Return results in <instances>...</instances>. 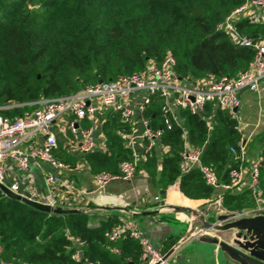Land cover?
Wrapping results in <instances>:
<instances>
[{"label":"trees","instance_id":"16d2710c","mask_svg":"<svg viewBox=\"0 0 264 264\" xmlns=\"http://www.w3.org/2000/svg\"><path fill=\"white\" fill-rule=\"evenodd\" d=\"M245 0H0V107L10 118L32 110L31 103L70 95L99 81L140 73L166 55L176 61L181 78L202 79L207 74L234 78L253 60L250 48L238 46L216 29ZM237 31L264 43V20L239 17ZM152 123L161 124L158 105L151 107ZM104 126L107 153L86 155L91 171L117 172L118 163L132 160L123 132L129 131L117 113L107 111ZM180 118L189 142L203 147L202 161L216 176L227 177L230 147L235 146L237 123L216 109L209 129L202 116L187 111ZM174 126L162 134L170 147L162 158L158 181L167 186L180 176L179 188L190 199L211 197L216 189L206 185L197 169L180 175L183 130ZM157 157L147 154L145 169L156 175ZM227 166V167H226ZM236 165H233L235 167ZM264 192V152L260 169ZM223 193L228 210L249 207L246 193ZM89 223L85 212L45 213L5 196L0 191L1 259L11 264H85L75 259L72 237L84 241L83 258L100 264H139L140 247L122 237L109 243L104 233L117 224ZM112 248H117L116 254Z\"/></svg>","mask_w":264,"mask_h":264},{"label":"built area","instance_id":"2783aa9c","mask_svg":"<svg viewBox=\"0 0 264 264\" xmlns=\"http://www.w3.org/2000/svg\"><path fill=\"white\" fill-rule=\"evenodd\" d=\"M239 17L249 18L252 22H261L264 18V0H245L244 4L233 10L220 22L216 29L224 31L233 43L250 48L253 51V60L250 67L240 72L234 78L226 76L217 78L207 74L202 79L181 78L176 72V61L172 55H166L160 63H149L144 71L121 75L113 81L99 82L87 85L73 94L56 99H42L29 105L21 116L10 118L1 114L6 108L19 106L9 103L0 107V183L7 186L12 192L26 196L28 199L57 208V201L48 193L41 196L34 184L29 182L26 194L20 193L18 184L8 183L6 180L7 167L11 163L15 170L22 174H31L32 166L46 164L58 170H70V165L55 157L58 150V139L54 125L62 121L69 131L72 140L77 144L80 155H87L96 148L94 129L81 125L82 121L93 122L104 111L117 113L123 123H138L140 130L130 135L128 147L134 141L144 145V153L150 154L161 140L162 134L179 126V112L187 111L193 115L202 116L207 106L227 112L232 119H236L239 107V93L242 91L259 90L264 83V43L241 35L235 28ZM159 107L161 124L153 126L151 107ZM232 162L235 167L229 166L228 182H220L212 166L202 161V149L184 148L180 153V175L197 169L206 185L218 190L232 191L246 184L254 206L235 214H264V192L260 184V169L263 157L247 165L246 143L239 140L230 147ZM137 171V160H124L118 163L117 172L100 171L92 175L95 189H103L114 180L130 181ZM50 182L55 178L49 176ZM155 201L159 198L155 197ZM222 197L202 201L201 206L217 214H228L222 208ZM204 234V233H203ZM127 236L135 240L141 250L139 261L141 264H176L171 258L164 259V255L156 250L145 239L135 224L129 220H122L113 225L104 233L109 243H115ZM75 248L74 258L81 259L85 264H100L83 258L82 247L84 241L72 237ZM116 254L117 248H112ZM0 264H11L1 259Z\"/></svg>","mask_w":264,"mask_h":264},{"label":"crops","instance_id":"0c3cea01","mask_svg":"<svg viewBox=\"0 0 264 264\" xmlns=\"http://www.w3.org/2000/svg\"><path fill=\"white\" fill-rule=\"evenodd\" d=\"M106 112L104 111L93 122L84 120L81 123L84 127L91 126L94 129L96 148L93 152L107 153L108 150L104 131L106 121L109 120ZM215 112L216 108L207 106L202 115L209 129L212 126ZM234 120L237 123V142L242 140L246 143L247 165H249L259 156L263 157L264 152V83L260 85L259 90L256 92L245 90L239 94V107ZM152 124L153 126H158L157 123ZM127 126L130 130L121 134L126 147L129 145L130 135H134L140 130V126L136 122L131 125L127 124ZM179 127L184 129L180 112ZM54 130L58 139V150L55 153V157L70 165L71 169L58 170L41 163L32 166L31 174H22L17 172L11 163H5L7 167L6 181L18 184L20 193L26 194L30 188L28 183L35 179L34 184L41 196L50 193L57 201L58 208L87 213L88 216L96 219L94 223H91L93 225L99 226L101 222L106 220H113L115 223L129 220L135 224L141 235L163 255L186 232V229H176L173 222L179 221V219L186 221L187 218L179 214L177 216L179 219L176 218L173 221L165 213L128 216L124 215V210L139 213L163 205L197 209L201 207L202 201L213 199L219 195L222 197L221 205L226 213L241 212L253 207H246L241 211L226 209L223 204V193L218 189L214 190L211 197L190 199L180 191V176L176 177L170 185L165 186L160 183L157 173L161 169L162 158L170 152V147L167 144H163L161 140L154 150L157 157V164L154 170L156 175L153 176L145 169L147 155L144 153L143 143L134 141L132 147H128L132 150V159L135 158L137 160V171L134 177L130 181L114 180L106 185L105 188L96 190L92 183L93 172L86 155L83 156L78 153L77 144L72 140L64 123L62 121L56 122ZM182 139L181 151L184 148L202 149L204 151V146L199 148L189 142L185 129L183 130ZM231 165H234L232 155ZM224 171L223 168L222 173H217V178L220 182L226 183L228 182V177H222ZM49 176L54 177L55 182H50ZM245 185L232 190L231 193L235 196L242 193L249 195ZM155 197H158L159 200L155 201ZM136 217H138V220ZM226 233L231 234V231ZM224 235L225 233H218L217 237L220 240L228 241L230 237L227 239ZM170 258L176 264H226L224 259L220 257L217 246L200 241L181 246ZM138 262L141 264L139 260Z\"/></svg>","mask_w":264,"mask_h":264},{"label":"water","instance_id":"95a60500","mask_svg":"<svg viewBox=\"0 0 264 264\" xmlns=\"http://www.w3.org/2000/svg\"><path fill=\"white\" fill-rule=\"evenodd\" d=\"M100 83L102 81H99ZM241 93V92H240ZM239 93V94H240ZM239 96V95H238ZM236 112V109L234 110ZM0 191L7 197L31 206L45 213L63 214L78 210L52 208L49 205L38 203L26 196L12 192L7 186L0 183ZM178 213L184 215L186 232L171 249L164 255L169 258L178 248L194 242L215 245L220 257L226 264H264V214H216L201 206L197 209L177 206H160L152 210L133 213L124 210V215H153ZM213 219V220H210ZM177 224V222H173ZM250 229V232H245ZM231 231L228 241L220 240L218 233ZM204 233V234H203Z\"/></svg>","mask_w":264,"mask_h":264},{"label":"rangeland","instance_id":"374dc122","mask_svg":"<svg viewBox=\"0 0 264 264\" xmlns=\"http://www.w3.org/2000/svg\"><path fill=\"white\" fill-rule=\"evenodd\" d=\"M246 198H247V201L249 202V204H250V206L249 207H251V206H254V201L251 199V197L249 196V195H247L246 194ZM243 206H245V205H242V207L241 208H239V209H236V208H234L233 210H238V211H241V210H243ZM179 214L178 213H171V214H169V216L171 217V219L173 220V219H175L176 220V218H178L177 216H178ZM139 217V216H138ZM138 217H136V219L138 220ZM179 219V218H178ZM95 218L93 219L91 216H89V223H94L95 222ZM210 220H213V219H210ZM174 221V220H173ZM177 222V224H174V227L176 228V229H184L185 228V221H182V220H180L179 219V221H176ZM251 230L250 229H247L245 232H250ZM227 239L230 237V233H225V235H224Z\"/></svg>","mask_w":264,"mask_h":264}]
</instances>
